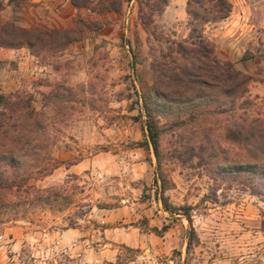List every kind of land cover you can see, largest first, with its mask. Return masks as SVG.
Returning a JSON list of instances; mask_svg holds the SVG:
<instances>
[{
  "label": "rangeland",
  "instance_id": "rangeland-1",
  "mask_svg": "<svg viewBox=\"0 0 264 264\" xmlns=\"http://www.w3.org/2000/svg\"><path fill=\"white\" fill-rule=\"evenodd\" d=\"M228 1L229 15L203 35L219 63L250 77L245 98L264 114V0ZM72 2L78 11L49 27L30 0H0L1 35L45 34L22 46L33 65L26 52L0 58V93L44 116L25 168H50L31 175L42 191L0 212V264H264V198L192 155L190 126L172 124L186 106L156 114L159 156L148 140L142 94L175 71L182 48L190 62L200 49L187 0ZM12 78L20 84L3 82Z\"/></svg>",
  "mask_w": 264,
  "mask_h": 264
},
{
  "label": "trees",
  "instance_id": "trees-1",
  "mask_svg": "<svg viewBox=\"0 0 264 264\" xmlns=\"http://www.w3.org/2000/svg\"><path fill=\"white\" fill-rule=\"evenodd\" d=\"M159 1L162 6L168 3ZM231 7L228 0H187L191 44L197 40L200 49L190 62L191 54L182 48L180 61L175 60V71L161 75L142 94L148 140L159 156L156 114L180 111L186 106L187 116H180L172 124L178 128L190 126L189 133L194 135L189 145L192 155L205 156L206 163L213 162L222 175L264 198V114L254 113L245 98L250 77L236 70L231 62L219 63L203 35L205 25L226 18ZM44 35L41 31L8 30L0 34V46L31 48L43 41ZM215 64H219V71L214 69ZM46 125L30 99L0 93V212L31 191H42L30 182L31 175H46L50 168L36 165L28 170L25 165L38 155ZM216 129L220 130L218 135L213 133ZM164 206L170 208L165 199ZM184 214L191 222L190 207L184 209ZM167 228L164 225L153 231L160 234Z\"/></svg>",
  "mask_w": 264,
  "mask_h": 264
},
{
  "label": "crops",
  "instance_id": "crops-1",
  "mask_svg": "<svg viewBox=\"0 0 264 264\" xmlns=\"http://www.w3.org/2000/svg\"><path fill=\"white\" fill-rule=\"evenodd\" d=\"M30 2L33 3L34 9H41V13L39 15L35 11L33 17L34 20L36 22H42L43 24L49 25V27H53L63 22L65 23L74 15V12L78 11L77 6L72 2V0H30ZM181 2H184V0H181ZM9 51H13L14 53L17 52V54H20V52L25 54L26 52V57L24 59L27 62L30 61L29 58H32L30 64L33 65L34 55L28 50V48L22 47L11 49L0 46V58L8 55ZM17 81L18 80L16 78L9 79V81L7 79L3 80L4 83L9 82V84H20Z\"/></svg>",
  "mask_w": 264,
  "mask_h": 264
}]
</instances>
